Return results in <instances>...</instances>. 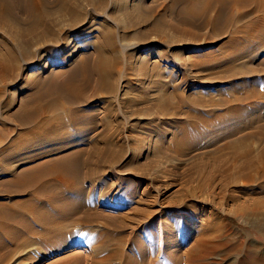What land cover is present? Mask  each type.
<instances>
[{
  "label": "rangeland",
  "instance_id": "1",
  "mask_svg": "<svg viewBox=\"0 0 264 264\" xmlns=\"http://www.w3.org/2000/svg\"><path fill=\"white\" fill-rule=\"evenodd\" d=\"M50 2L48 10L61 23V26L58 25L56 29L62 30L63 39L58 41L56 46H52V50H43V46L51 42H34L28 49L32 52L31 54L26 53L24 47L16 48L20 61L19 68L16 69L12 78H0V132L1 130L4 132V135L0 137V149L15 143L25 131V126L12 117L29 94L25 80L36 75H41L46 80L55 77L62 79L67 67L72 68V64L78 62L85 54H89L90 64L98 49L112 53L111 56H116L119 59L120 71L115 74L112 93L93 87L94 81L92 80V84L86 87V95L89 98L83 108L88 113L98 116V127L91 132V138L99 136L98 132L102 128L103 121L111 122L110 136L112 138H110L111 140L114 138L116 141H113L114 144L123 149L122 156L111 166L88 167L80 164L77 167L78 171L74 170L84 184V189L82 188L84 199H92L94 202L91 212L94 215L93 218L89 217L92 218L90 219L91 225L85 224L87 225L85 226L80 219H77L78 217L65 220L63 222L66 228L61 236L54 237V239L50 237L48 243L37 241L36 246L26 247L18 252L14 244L13 248L0 237V264H91L93 261H99L103 253L112 247L115 248L118 244L122 245L127 254L137 256L139 246L144 248V251L150 249L149 232L160 238L166 232L171 231V226L173 228L175 222L179 220L198 224L202 218L197 217L195 212L199 209H208V212L211 209L209 213L212 215H220V212L224 210L222 220L227 228L225 231L229 230L228 233L233 236L232 238H236L238 242L248 238L264 246V173L260 169L261 165L246 168L247 170L233 167L237 162L227 157L228 152L224 151L221 154H224V159H229L228 165L231 173L228 176L224 174L223 177L222 173L217 172L210 165H204L208 155L216 151L212 149L215 147L206 148V151L200 147L195 148L194 145L188 151L184 150L188 152L187 154L182 153L184 151L181 152L182 154L177 151V139L183 134V127L190 133L200 132L203 128H194L191 124L204 118L211 120L209 124L211 128L215 126L221 130L217 131V138L218 134L225 132L226 127L231 126L229 124L234 123L232 128L238 134L236 136H240L238 137L240 140L235 136L234 140H230L244 141L253 146L255 150L263 144L264 141L259 136L252 135L254 130L250 120L253 114L254 117L264 119V51L256 53L253 59V65L261 75H257L256 80L253 78L249 81L256 89L258 87L261 98L246 105L242 100H238V103L234 96H242L249 85L240 84L239 79H231L222 84L211 79L208 80L209 82L202 81L203 77H209L210 74L199 69V66L191 64L193 56L195 59L200 54L219 53L220 45L229 39L227 33L232 30L216 38L218 33H214L210 26H200L203 19L199 21V18H196L193 25L181 24L190 32L187 36L176 35L183 41L200 44L199 47L193 46L188 50H182L183 52L177 48L170 50L153 34H150L147 39L149 44L143 46L139 37H143L153 23H175V19L178 20V9H173L169 14L168 8H170L171 0H72L80 11L78 24L74 28L71 27L72 17L65 14L59 18L55 13L58 3L56 0H50ZM179 8H181L180 5ZM18 14L25 16V12L22 11H18ZM137 16H147L149 21L140 24L136 20ZM240 24L241 22L238 21L235 26ZM107 25L114 31L112 43L100 38V31ZM21 26L26 27L25 24ZM3 29L5 30L4 27H0V38L4 33ZM163 29L168 39H173L169 26L164 25ZM193 35L197 38H193ZM159 50L169 53L176 51L177 56L174 60H165L158 57ZM147 59L150 61V66H147ZM153 61H156L158 65H155L156 62L151 63ZM155 69L162 72L159 79L164 84L161 83L157 89H145L146 80L149 77L154 79L152 71ZM144 70L150 74L149 77ZM77 76H81L80 72ZM175 90L180 95L179 97L173 96ZM168 91L173 95L169 96ZM141 97L144 98L142 103L137 100ZM154 100H158L161 104H157ZM58 105L61 108V105L65 104L60 102ZM235 105H239L238 110L230 111ZM58 110L59 107L56 108L55 113H61V109ZM86 110L77 111L82 113ZM195 116L197 117L194 118ZM239 124L242 127H239ZM70 132L54 138L43 136L39 140L28 136L25 142L29 143V147L32 148L24 149H28L29 153H36L40 152L38 147H44L53 149L54 153L58 154L82 148L86 152L89 139H79L82 132L78 133L76 130ZM244 135L243 140L241 138H244L242 137ZM221 144L222 140L216 143V145ZM49 158L51 159V156L37 158L36 162H46ZM29 164L20 166L19 170L24 171L34 165ZM192 164L203 165L204 170L213 176L212 183L203 184L202 179L196 177L191 184H184L185 174L193 171ZM4 179H9V177L0 176L1 181ZM1 181L0 205H8L16 199H23L22 202L26 199L23 195L16 196L15 193L7 191V187L1 184ZM198 183L201 184V191L195 188ZM69 194L72 195V192ZM186 194H194L197 199L191 200L188 199L189 197L182 199ZM139 199L145 202L142 203V207H146V203H154L152 208L155 212L149 221H145L142 215L132 214V206L136 205ZM210 199L213 200L212 203ZM123 222L125 226L121 228ZM33 227L40 230L38 225L34 224ZM188 231L186 227L176 231L177 239ZM102 232L112 236L113 241H111L115 244L111 242L112 244L109 243L108 247L94 244V236ZM147 256L149 257V254ZM241 256L243 255H230L225 259L214 257L212 259L215 260L211 259V261L212 263L217 262L214 264H240L244 259V264H248L250 259L241 258ZM163 258L160 255V259Z\"/></svg>",
  "mask_w": 264,
  "mask_h": 264
},
{
  "label": "bare ground",
  "instance_id": "2",
  "mask_svg": "<svg viewBox=\"0 0 264 264\" xmlns=\"http://www.w3.org/2000/svg\"><path fill=\"white\" fill-rule=\"evenodd\" d=\"M56 2L58 3V8L55 13H57L59 18L62 15L69 14L73 19L71 27L74 28L78 24L80 13L77 5L73 4L72 0H56ZM49 3L51 4L50 0H0V27L5 28V30H2L4 33L0 38V78H12L16 69L19 68L20 61L17 57L16 48L24 47V51L31 54L32 52L28 49L34 42H51V44L43 46V50H50L52 46H56L57 42L63 39L62 30L56 29L58 25L61 26V23L48 10ZM179 5L181 8H179ZM173 9H178V20L175 19V23H153L147 33L143 37H139L143 46L149 44L147 39L150 34H153L170 50L177 48L182 51L188 50L193 46L199 47L200 44L189 43L187 40L183 41L177 38L176 35L187 36L190 32L182 25H193L196 18H199V21L203 19L200 26L212 27V31L218 33L217 36L214 35L216 38L224 32L232 30L227 33L229 39L220 45L219 53L200 54L195 59H193V56L191 64L199 66V69L210 74V76L208 75L209 77H203L202 81L209 82L208 80L211 79L222 84L231 79H239L240 84L249 85L248 90L245 89L246 92L242 96H234L237 101L242 100L246 105L258 101L261 98L259 89L257 87V90L253 83L251 84L249 81L259 75L258 69L253 65V59L256 53L264 51V0H171L170 8H168L169 14H171ZM18 11L25 12V16L19 15ZM136 18L140 24L149 21L147 16H137ZM238 21L241 24L235 26ZM21 24H25L26 27L21 26ZM164 25L169 26L173 39H168V35L165 34L163 29ZM192 37L197 38L194 35ZM100 38L112 43L114 38L113 29L108 25L102 28ZM163 50H159L160 53L158 54V57L162 59L174 60L177 56L176 51V53H169ZM111 54L97 49L96 56L90 64L89 54H85L78 62L72 64V68H70L71 66L67 67L62 79L55 77L51 78V80H46L45 77L36 75L25 80L29 94L23 100L19 110L12 115L21 125L25 126V131H23L19 139L16 137L18 140L16 139L15 143L0 149V176L9 177V179L0 180L1 184L7 187V191L15 193L16 196L23 195L26 198L23 202V199H16L8 205H0V237L4 242L11 244L12 247L14 244L16 250L18 248L17 252L26 247L36 246L37 241H47L48 243L50 237L54 239V237L61 236L66 228L65 222H63L65 220H73L78 217L77 219H80L84 225H91L90 219L94 215L91 213L94 202L92 199H84L85 196L82 194L84 184L79 180L77 172L74 170L78 171L77 167L80 164L88 167L97 165L111 166L122 156L123 149L114 144L116 142L114 138L111 140V122L102 120V128L99 132L97 131L99 136L91 138V132L98 127V116L88 113L83 108L89 98L86 95V87L92 84V80L94 81L93 87L95 86L98 90L104 89L108 93L113 92L115 74L120 71V67L119 59L116 56H111ZM149 62L147 66L150 64ZM155 62L151 63L154 64ZM145 70L144 73L147 72ZM78 72L81 74L80 77L77 76ZM152 73L154 74V79H151L149 77L150 74L146 73L149 78L146 80L145 89H157L161 86V83L164 84L159 79L162 76V72L159 69H155ZM173 93L174 95L169 92L168 95L180 96L177 94V90ZM143 99L142 97L137 98L140 103H142ZM154 101L157 104H161L158 100ZM10 102L9 100L8 103L10 104ZM60 102L65 104L61 105V108L58 105ZM238 106H232L230 111H237ZM58 107V111L61 109V113H55ZM77 110L86 111L78 113ZM89 111L91 112L92 110ZM253 115H251L250 120L253 126L251 127L254 130L252 135L259 136L264 141V123H262L264 119L261 120L260 117H254ZM220 116L222 117V115ZM210 121L204 118L191 124L194 128H203L200 132L190 133L183 127V134L177 139V151L180 154H187L188 152L184 150L188 151L194 145L195 148L200 147L205 150L206 148L215 147L212 149L216 151H212L208 155L204 165H210L211 168L222 173L223 177L224 174L228 176L231 173V168L228 165L229 159H224V154H221L224 151L228 152L227 157L237 162L233 167L249 169L261 165L260 169L264 173V142L255 150L253 146L244 143V141H233L234 136L236 138L240 137L236 136L238 134L232 128L234 123L229 124L231 126L226 127L227 131L225 130L224 133L218 134L217 138L216 133L221 130H218L215 126L211 128L209 125ZM239 127H242V125L239 124ZM73 130L78 133L82 132L79 139H89L86 152L84 151L85 149L76 148L77 146L75 147L76 149L72 148L74 151L60 152L61 154H56L53 149L44 147H38L40 152L36 153H29L28 149H24L30 145L25 142L28 136H31V139L39 140L43 136L54 138L58 135L69 134ZM1 135H4L2 130L0 137ZM242 137L244 138L241 139L244 140L245 135ZM219 140H222V144L216 145ZM44 156H51V159L49 158L46 162H36V160L38 161L39 158ZM29 163L34 165L24 171L19 170L20 166ZM191 167L193 171L185 174L184 184H191L196 177L201 178L203 184L212 183L213 176L204 170L205 167L203 168V165L192 164ZM195 188H198L199 191L202 190L199 183L195 185ZM70 192H72V195L69 194ZM194 196V194H186L182 199L189 197L188 199L196 200L197 197ZM212 201L210 199L211 203ZM210 202L207 201V203ZM142 203L145 202L139 199L137 204L132 206V214L134 213L136 216L142 215L145 221H149L155 212L154 208H152L154 203H146V207H142ZM207 210L199 209L195 212L197 217L202 218L198 224H196L197 222H182L181 220L175 222L173 228L171 226V231L166 232L164 236H160L161 240H158L160 238L155 237L154 233L149 232L148 237L151 246L148 251H144V248L139 246L137 256L130 255L125 252L121 244H118L115 248L106 249L107 251L105 250L106 252L103 253L102 258L99 261L97 260L98 262L93 261L91 264H214L217 262L213 261L212 263V258L220 257L225 259L230 255H243L241 258L250 259L247 262L248 264H264L263 245L248 238L245 241L243 240L244 242H238L236 238H232L233 236L228 233L229 230L225 231L227 228L222 220V215L225 211L222 210L220 215H212L209 213L211 209L209 212ZM28 218H30V221L32 219L31 222L33 224ZM34 224L38 225L40 230L35 229L33 227ZM124 226L125 222L121 224V228ZM183 227L188 228L189 231L185 232L180 239H177L175 232ZM35 233H39V235H35ZM94 237V244L97 243L107 247L113 241L112 236L110 237L105 232L99 233ZM80 240H83V238H80ZM112 243L115 244V242ZM147 254H149V257ZM160 255L164 258L160 259ZM240 264H244V259L241 260Z\"/></svg>",
  "mask_w": 264,
  "mask_h": 264
}]
</instances>
